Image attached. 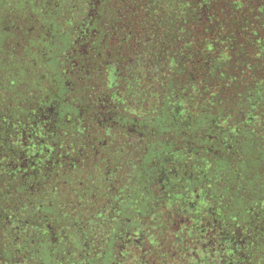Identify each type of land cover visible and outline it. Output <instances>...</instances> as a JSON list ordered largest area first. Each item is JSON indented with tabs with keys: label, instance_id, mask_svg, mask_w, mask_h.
<instances>
[{
	"label": "trees",
	"instance_id": "trees-1",
	"mask_svg": "<svg viewBox=\"0 0 264 264\" xmlns=\"http://www.w3.org/2000/svg\"><path fill=\"white\" fill-rule=\"evenodd\" d=\"M60 1L0 43V264H264V0Z\"/></svg>",
	"mask_w": 264,
	"mask_h": 264
},
{
	"label": "rangeland",
	"instance_id": "rangeland-1",
	"mask_svg": "<svg viewBox=\"0 0 264 264\" xmlns=\"http://www.w3.org/2000/svg\"><path fill=\"white\" fill-rule=\"evenodd\" d=\"M9 2L11 4L13 3V5L16 7L15 9H17L16 10V13L17 14H19V12L21 13V17H23L24 14L27 15L26 14L27 13L26 12L27 11L26 9H28V10H30V8L33 9L34 15H32V16L34 17V19H33L34 26H32V27H34V28L36 27L35 25L37 23V21L35 22V17L38 18V21H40L39 18H41L38 15V12H37L39 8L42 7V9H44V7L46 6V8L49 9L50 7L51 8L55 7V4H56L57 7H59L60 4L62 3V1H60V0H10ZM70 2L71 3L67 6V10H68V15L66 16L67 21L70 19V15L71 14H73V13L75 14L76 13V15H77L79 13V10H80L81 5L82 6L84 5V0H72ZM17 4H18V6H17ZM19 6H20V8H19ZM96 7L97 6L95 5L94 2H92L90 4V7H89L90 10L87 13L89 15L88 18H90V24L97 17L98 11H96V9H95ZM69 13H70V15H69ZM47 26L48 25H46L45 27H47ZM69 26H70V24H69Z\"/></svg>",
	"mask_w": 264,
	"mask_h": 264
},
{
	"label": "flooded vegetation",
	"instance_id": "flooded-vegetation-1",
	"mask_svg": "<svg viewBox=\"0 0 264 264\" xmlns=\"http://www.w3.org/2000/svg\"><path fill=\"white\" fill-rule=\"evenodd\" d=\"M9 1L10 0H0V43L2 42L1 43L2 45L6 43L5 40L2 41V38H3L2 35H3V31H6L8 29L5 26L7 25L9 15L11 14L15 17L16 15L20 14V12L19 14L16 13V10H17L15 9L16 7L13 5V3L11 4ZM20 28L21 26L18 23V19L15 18V20L12 23H10V27H9V30L13 31V34H14L13 37H15L17 32H19Z\"/></svg>",
	"mask_w": 264,
	"mask_h": 264
}]
</instances>
